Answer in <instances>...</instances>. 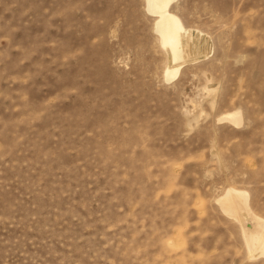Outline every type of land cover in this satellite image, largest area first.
Listing matches in <instances>:
<instances>
[{
    "label": "rangeland",
    "instance_id": "374dc122",
    "mask_svg": "<svg viewBox=\"0 0 264 264\" xmlns=\"http://www.w3.org/2000/svg\"><path fill=\"white\" fill-rule=\"evenodd\" d=\"M171 10L167 81L146 0H0V264H264L216 202L264 217V0Z\"/></svg>",
    "mask_w": 264,
    "mask_h": 264
},
{
    "label": "bare ground",
    "instance_id": "6f19581e",
    "mask_svg": "<svg viewBox=\"0 0 264 264\" xmlns=\"http://www.w3.org/2000/svg\"><path fill=\"white\" fill-rule=\"evenodd\" d=\"M175 0H146L147 10L156 16L155 31L160 46L166 51L168 65L165 77L167 81L176 78L183 67L208 55L200 51V44L206 45L197 35L186 28L183 20L171 10ZM197 38V42L194 40ZM197 44V45H195ZM192 45L190 52L187 47ZM222 120L235 126L243 122L241 113L226 114ZM224 215L236 223L249 255V260L264 257V217L258 215L250 203V193L236 187L227 188L216 200ZM247 222L251 224L248 226Z\"/></svg>",
    "mask_w": 264,
    "mask_h": 264
}]
</instances>
